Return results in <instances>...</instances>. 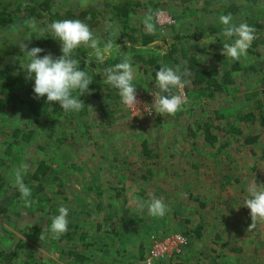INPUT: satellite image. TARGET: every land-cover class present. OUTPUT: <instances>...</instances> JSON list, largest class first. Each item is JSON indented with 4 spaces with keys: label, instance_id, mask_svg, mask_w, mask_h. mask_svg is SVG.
Returning <instances> with one entry per match:
<instances>
[{
    "label": "rangeland",
    "instance_id": "obj_1",
    "mask_svg": "<svg viewBox=\"0 0 264 264\" xmlns=\"http://www.w3.org/2000/svg\"><path fill=\"white\" fill-rule=\"evenodd\" d=\"M5 1H12L14 5L16 2ZM145 1L138 12L130 16L125 29L120 22L109 24L106 21L92 30L94 35L102 42L109 25L119 29L114 30L116 36L125 30L147 33L150 32L146 27L148 23L153 25L151 32L157 37L169 38L175 33L193 30L202 21H215L219 6L231 2L238 6V13L233 17L235 23L247 15L259 14L264 18V0H189L186 4L178 0H153L161 6L151 12L147 11ZM36 25L39 24L16 21L13 26L0 27V50L8 47L13 53L4 56L14 58L18 44L31 37ZM35 37L40 39L38 32ZM25 43L29 48L44 49L41 55L52 53L59 57L62 54L53 43L41 47L33 38ZM245 71L236 75L235 91L218 93L213 99L197 101L188 95L185 86L178 89V95L186 99V104L175 114L162 115L158 124L156 113L147 112L154 102L155 86L149 79L137 78L138 109L125 108L115 96L113 103L89 105L86 115L74 120L62 119L52 138L35 134L31 141L12 146V153L2 169L8 184L6 194H0V248L9 250L20 238L24 243L18 249V260L41 254L57 259L55 264H62L58 257L65 259L60 251L70 248L85 251L81 242L53 247L51 239L42 237L30 241L25 236L26 227H43V213L37 212L33 217L13 214L17 208L8 202L11 191L17 188L13 171L19 170L24 175V172H32L38 161L45 160L50 162L51 168L42 179L43 191L38 197L47 206L56 207L57 214L61 206L67 207L69 223L77 225L79 231H87L98 241L105 238L106 249H87L92 253L94 264L112 261L141 264L138 247L142 246L146 254L156 242L160 247L168 243L171 248L156 264H264V220H252L250 210L243 205L250 188L264 184V130L253 144L244 145L237 139L219 147L225 141L221 134L235 120L233 115L225 118L223 111L232 108L240 114L251 103L245 102V94L261 89L256 77ZM215 113L220 118L213 120V124L222 129L217 142L211 146L202 136L197 137V133L193 143L192 129L212 119ZM24 119V112L18 108L11 107L0 115V156L7 142L12 140L14 126ZM248 124L241 127L242 134L258 133L247 127ZM57 136L68 138L58 144L53 139ZM143 139L163 156L153 167L152 175H146V168L140 162L139 144ZM168 154L175 157H165ZM121 185L124 191L119 193L122 192L125 203L122 198L116 199L115 188L112 189ZM89 187L93 189L87 190ZM94 189H101L98 199ZM189 194L197 200L188 198ZM153 198H161L167 205L168 211L163 217L149 214L147 202ZM98 201L100 210L95 209ZM5 206L9 210L4 212ZM98 223L103 229L95 231ZM111 226L114 230L107 232L105 229ZM198 226L202 227L201 236H194ZM175 236L188 241L179 255L175 252Z\"/></svg>",
    "mask_w": 264,
    "mask_h": 264
},
{
    "label": "trees",
    "instance_id": "obj_2",
    "mask_svg": "<svg viewBox=\"0 0 264 264\" xmlns=\"http://www.w3.org/2000/svg\"><path fill=\"white\" fill-rule=\"evenodd\" d=\"M178 1L184 4L189 2V0ZM12 3V1L0 0V27L13 26L16 21H23L25 24L37 22L39 25L32 29L34 32L31 34L33 40H38L37 46L43 47L45 44L53 43V46L59 51L61 45L58 41L51 39V33L46 31L53 21L80 19L91 30L106 21L109 24L120 22L121 28L125 29L130 16L136 14L143 6V0H16L15 5ZM145 3H147L148 12L161 6L158 1L153 0H147ZM237 13L238 6L236 3L221 4L217 9L215 21L208 23L202 21L193 30L184 34L175 33L169 38L157 37L152 32L134 34L129 30H125L124 33L116 36L114 29L109 25L104 30L102 43L111 40L114 42V49L111 57L103 64L96 61L93 51L89 48L82 46L74 53L75 58L81 62L83 70L87 71L94 81L89 85L90 92L80 97L85 106L78 111L64 112L58 102L54 105L47 102L46 96L39 99L35 98L33 93L34 81L28 79L24 71L20 48L15 50L17 53L14 52V58L4 56L13 54L8 47L0 50V53H3L0 55V115L9 111L11 107L18 108L25 114V119L14 126L11 132L12 140L7 142L4 154L0 156V194L7 192L8 183L2 169L6 166L5 161L12 153V146L31 141L35 134L42 133L52 138L57 127L61 126L62 119L74 120L86 115L88 106L93 103L98 106L113 103L115 96L119 97L116 90L103 84V72L106 68L121 62L123 59H131L136 69V79H149L153 84H155L157 70L163 65L177 66L181 71L187 69L185 88L188 95L197 101L213 99L218 93L235 91V77L240 71L246 69L247 75L256 77L255 80L260 84L261 89L245 94V102L251 103L240 114L232 108L223 111L225 118L233 115L235 120L230 123V127L225 130V133L221 134L222 137H225V141L219 147L223 148L226 143L237 139H241L244 145L255 143L260 137V131L264 130V18L260 17L259 14L255 17L247 15L240 22L235 23L233 17ZM221 15H230L233 23H246L255 29L256 38L248 49L247 55L239 61H232L222 54L223 43L226 42V38L221 35L224 28L219 23ZM36 32L39 33L40 39L35 37ZM210 36H216L218 40L213 44L201 47L203 38ZM227 42L231 41L228 40ZM173 92L178 94L179 90L174 89ZM217 114L215 113L212 119L202 122L196 129L190 127V132L191 129L194 130L190 134L193 143L197 133V137L202 136L211 146L217 142L222 132L219 125L213 124V120L216 121L220 118ZM161 118L162 115L156 113L155 121L157 124L161 122ZM247 123H249L247 127L250 126L252 131L258 133L242 134L241 127ZM67 138L66 136H57L53 139L58 144H63ZM139 149L142 167L146 168V175H152L153 167L157 165L159 158L163 157L161 151L158 152L147 139L140 142ZM167 156L170 159L175 157L172 154L165 157ZM50 168V162L41 160L37 162L32 172H24V181L32 190L31 196L26 200L21 199L20 192L14 188L8 196V202L15 204L17 208L13 214L17 217H21L23 214L33 217L37 212L43 213L45 220L43 227L38 228L36 225L26 227L25 236L30 241L34 242L43 237L51 239L50 244L53 247H58V245L60 247L61 243L81 242L84 244L85 251L83 252L73 248L60 251L65 258L58 257L62 264H94L92 253L87 252V249L93 248L97 249L96 251L106 249L108 242L104 241L105 238L98 241L97 238L91 237L87 231H79V227L72 223L68 224L67 232L59 237H55L50 231L51 218L57 215V208L51 205L47 206V203L38 197V194L43 191L42 179L49 173ZM144 177L145 175H142V178ZM114 188L116 199L122 198L125 203L126 199L122 196V192L119 193L123 190V185L112 189ZM90 189L93 187H89L87 190ZM94 190L95 197L98 199L101 196V189ZM188 198L197 200L191 194ZM95 207V209L100 210L99 201ZM7 210L9 209L6 206L2 209L4 212ZM201 228L198 226L194 229V236H201ZM95 229V231L103 229V225L98 223ZM105 230L112 232L114 227L111 226ZM35 234L36 237H34ZM116 234L118 235V232H114V235ZM23 243V240L19 238L11 249L0 248V264H55L54 262L57 261V259L54 260L41 254L18 260V249L23 246ZM138 250L139 258L142 259L146 250L142 246H139ZM108 264H123V262L112 261Z\"/></svg>",
    "mask_w": 264,
    "mask_h": 264
},
{
    "label": "clouds",
    "instance_id": "obj_3",
    "mask_svg": "<svg viewBox=\"0 0 264 264\" xmlns=\"http://www.w3.org/2000/svg\"><path fill=\"white\" fill-rule=\"evenodd\" d=\"M219 23L224 26L221 35L226 38L223 43L222 54L232 61H239L247 55L248 49L255 40V29L246 23L235 24L230 15H221ZM148 31H153V25L146 23ZM119 31L118 28L114 29ZM53 40L61 45V55L54 57L52 53H44L40 47L29 48L25 39L18 44L23 57V68L27 78L34 81L33 93L39 99L46 96L47 102L59 103L64 112L78 111L84 107L80 97L90 92L89 85L94 81L89 73L81 67V62L75 58L74 53L80 47H86L93 51L98 63L103 64L111 57L114 42L109 40L102 43L94 35L90 27L80 19H59L49 24L48 29ZM216 36L203 38L201 47L213 44ZM230 40L231 42H227ZM136 69L130 58L108 67L103 72V84L116 90L120 103L128 109H138L140 103L137 99ZM188 70L177 66L163 65L155 74L154 102L147 112L161 115H172L182 110L186 99L174 94V89L185 86V77ZM22 121V120H21ZM14 183L21 194V199L31 196V188L25 183L21 171L14 170ZM244 206L250 210L253 219L264 220V184L250 188L249 195L245 199ZM143 208V206H142ZM147 209L153 217H163L168 211L167 205L161 198H153L147 202ZM69 209L61 206L58 214L51 218L50 231L55 237H59L68 230Z\"/></svg>",
    "mask_w": 264,
    "mask_h": 264
},
{
    "label": "built area",
    "instance_id": "obj_4",
    "mask_svg": "<svg viewBox=\"0 0 264 264\" xmlns=\"http://www.w3.org/2000/svg\"><path fill=\"white\" fill-rule=\"evenodd\" d=\"M173 238H174L173 242L176 245L175 252L176 254L179 255L181 253L180 250L184 248V246H186L188 241L186 238L182 236H175ZM170 249L171 248H169L168 243H163V245L160 247L159 243L156 242L150 249H148L147 253L140 260V262L141 264H156L157 262H160L161 260H163L165 256L163 255V253L166 254V252H170ZM167 258H170V257H167Z\"/></svg>",
    "mask_w": 264,
    "mask_h": 264
}]
</instances>
